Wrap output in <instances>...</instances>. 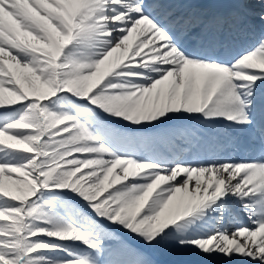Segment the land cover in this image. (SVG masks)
<instances>
[{
  "label": "snow or ice",
  "instance_id": "snow-or-ice-1",
  "mask_svg": "<svg viewBox=\"0 0 264 264\" xmlns=\"http://www.w3.org/2000/svg\"><path fill=\"white\" fill-rule=\"evenodd\" d=\"M0 264H264V0H0Z\"/></svg>",
  "mask_w": 264,
  "mask_h": 264
},
{
  "label": "bare ground",
  "instance_id": "bare-ground-1",
  "mask_svg": "<svg viewBox=\"0 0 264 264\" xmlns=\"http://www.w3.org/2000/svg\"><path fill=\"white\" fill-rule=\"evenodd\" d=\"M177 2H182V0H177ZM254 3L257 7V10L259 9L260 7V0H254ZM187 10L186 9H181L179 10V13L180 14H183L184 12H186ZM217 39L220 41V42H223V43H229L231 41V38L229 37V35L226 34V37L225 39H221V37H217ZM244 40V39H243ZM239 45V44H237ZM143 131L144 133H147V134H151L152 132H154L155 130L153 129H144V130H141ZM168 258H166V261L167 262H170V261H176V262H180V261H183L185 259H190V260H193L195 261L197 259V257H195L194 255H191V254H188V253H183V254H177L175 256H167Z\"/></svg>",
  "mask_w": 264,
  "mask_h": 264
},
{
  "label": "rangeland",
  "instance_id": "rangeland-1",
  "mask_svg": "<svg viewBox=\"0 0 264 264\" xmlns=\"http://www.w3.org/2000/svg\"><path fill=\"white\" fill-rule=\"evenodd\" d=\"M120 231H121V235L125 236V238H127V239H133L130 233L123 232L122 230H120Z\"/></svg>",
  "mask_w": 264,
  "mask_h": 264
}]
</instances>
